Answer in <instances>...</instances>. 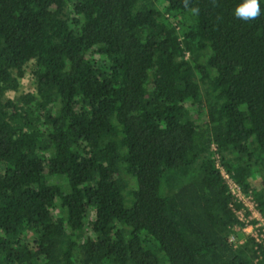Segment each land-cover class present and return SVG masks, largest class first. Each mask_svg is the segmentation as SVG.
I'll return each mask as SVG.
<instances>
[{
  "label": "trees",
  "instance_id": "obj_1",
  "mask_svg": "<svg viewBox=\"0 0 264 264\" xmlns=\"http://www.w3.org/2000/svg\"><path fill=\"white\" fill-rule=\"evenodd\" d=\"M241 2L0 0V264H264L222 174L264 216V0Z\"/></svg>",
  "mask_w": 264,
  "mask_h": 264
},
{
  "label": "built area",
  "instance_id": "obj_2",
  "mask_svg": "<svg viewBox=\"0 0 264 264\" xmlns=\"http://www.w3.org/2000/svg\"><path fill=\"white\" fill-rule=\"evenodd\" d=\"M222 174L229 184L231 194L245 206V210L242 209L237 211L239 220L244 222L245 225H235L233 229V231L241 232L243 234V238L242 240H239L238 243H236L237 241L234 242L235 233L232 232L230 235V242L234 243L235 246H238L239 244H243L249 236H252L255 238L257 243H261L264 246V216L257 209L255 200L251 195L244 193L241 187L233 181L228 173L223 170ZM246 210L250 212L247 216ZM254 220L256 221L255 223L252 222Z\"/></svg>",
  "mask_w": 264,
  "mask_h": 264
},
{
  "label": "clouds",
  "instance_id": "obj_3",
  "mask_svg": "<svg viewBox=\"0 0 264 264\" xmlns=\"http://www.w3.org/2000/svg\"><path fill=\"white\" fill-rule=\"evenodd\" d=\"M185 7H188L190 4V0H183ZM213 5L218 6L216 0H213ZM192 12L199 14L198 8H192ZM262 14L260 0H242L239 3L234 11L233 15L235 18L243 20V21H254L260 18ZM220 19V17H217Z\"/></svg>",
  "mask_w": 264,
  "mask_h": 264
},
{
  "label": "rangeland",
  "instance_id": "obj_4",
  "mask_svg": "<svg viewBox=\"0 0 264 264\" xmlns=\"http://www.w3.org/2000/svg\"><path fill=\"white\" fill-rule=\"evenodd\" d=\"M34 90H35V85L33 83V80H32L31 74H30V69H29L27 75L22 80V84H21L20 89L17 92H11L9 94V96L15 97V96H18L22 93H26V92H30V91H34ZM233 233H235L234 234V236H235L234 242L237 241L236 243H238L239 240H242L243 234L241 232L233 231ZM163 264H169V263L165 260V261H163Z\"/></svg>",
  "mask_w": 264,
  "mask_h": 264
}]
</instances>
